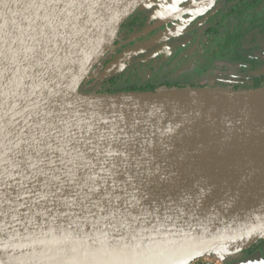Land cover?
I'll return each instance as SVG.
<instances>
[{
	"label": "water",
	"instance_id": "water-1",
	"mask_svg": "<svg viewBox=\"0 0 264 264\" xmlns=\"http://www.w3.org/2000/svg\"><path fill=\"white\" fill-rule=\"evenodd\" d=\"M38 1L0 0V264L228 262L264 239V87L81 93L121 25L153 1L120 0L111 41L74 89L84 110L98 101L109 114L36 117L53 55L49 0Z\"/></svg>",
	"mask_w": 264,
	"mask_h": 264
},
{
	"label": "flooded vegetation",
	"instance_id": "flooded-vegetation-1",
	"mask_svg": "<svg viewBox=\"0 0 264 264\" xmlns=\"http://www.w3.org/2000/svg\"><path fill=\"white\" fill-rule=\"evenodd\" d=\"M196 1L193 0L194 3L192 4L183 1L176 6V12L196 6L200 10L198 14L182 13L183 15L180 14V17L171 19L169 23L164 25L159 24L169 17L168 13L163 14L162 18L142 17L134 14L130 17L129 23L127 22L120 27L117 33L118 39L114 43V45L120 44L116 47L119 48L117 53L122 49L132 48L134 44L138 43L148 42L150 45L145 46L146 50L143 53L125 63L126 68L117 75L118 82L134 80L138 83H144L153 81L154 84L161 86L171 82L186 85L199 82L205 85L212 84L223 87L250 81L253 76L264 77V46L254 40L258 34L264 32V0L241 1V8L244 9H240L241 11L237 16L225 20L223 23L220 12L225 13L227 3L231 1ZM246 2L255 7L252 8L254 9L252 13L250 10H248L249 13L244 12L248 9ZM218 11V14L215 13ZM150 18L152 20L149 22ZM171 26L174 27L172 33L164 37L161 36L164 32L169 33L168 28ZM244 29H248V31L244 32ZM225 30L230 32L235 30L237 34L247 35L243 48L250 54L245 56L255 59L257 64L253 66L248 62L222 64L221 59L219 60L213 57L210 52L205 51L212 34L220 35ZM154 38L158 40H156V44L153 43ZM158 49H160L156 52L158 55L150 59L152 57L151 52ZM212 68L213 70H211ZM242 258L236 254L230 257L228 262L238 261Z\"/></svg>",
	"mask_w": 264,
	"mask_h": 264
},
{
	"label": "bare ground",
	"instance_id": "bare-ground-1",
	"mask_svg": "<svg viewBox=\"0 0 264 264\" xmlns=\"http://www.w3.org/2000/svg\"><path fill=\"white\" fill-rule=\"evenodd\" d=\"M119 1L49 0L46 4L38 1V4L42 2L39 5L44 11L47 10L46 14L50 19V26L46 25L45 36L52 47L53 55L46 60L47 74L49 72L52 75L48 99H42L39 91L33 92V98L39 105L38 111L34 113L36 117L42 115L50 118L49 120L71 121L74 115L86 116L85 113L91 109L92 114H109V106L98 101L88 105L90 109L84 110V98L74 94V89L93 57L106 49L111 41L110 25L114 13L119 11L118 7H114ZM63 14L71 16L65 19ZM176 14L178 12L170 14L168 19L173 16L176 18ZM57 18L63 26L71 27L72 30H62L56 26L54 21ZM31 68L36 73L34 64H31Z\"/></svg>",
	"mask_w": 264,
	"mask_h": 264
},
{
	"label": "trees",
	"instance_id": "trees-1",
	"mask_svg": "<svg viewBox=\"0 0 264 264\" xmlns=\"http://www.w3.org/2000/svg\"><path fill=\"white\" fill-rule=\"evenodd\" d=\"M164 1H167V0H164ZM228 1H231V2L227 3L226 12L225 13L220 12V18H221L222 23L225 20L227 21V20H230V18L237 16L239 14V12L244 9L243 7L241 8L240 2L245 1V0H228ZM246 4H248V6L246 7L248 9L245 10L244 12L249 13L248 10H250L252 13L254 11V9H252V8H255V7L253 5H251L249 2H246ZM170 8H171V6H169V9ZM167 13L169 14L170 11H168ZM215 13L218 14L219 11L215 12ZM162 17L163 16H161V18ZM128 19H129V21H128ZM128 19L122 25H125L127 22L129 23L131 19H130V17ZM151 20L152 19L150 18L149 22ZM249 25H251V24L249 23ZM248 29H244V32H247ZM172 30H174L173 26H171V28H168L169 32H171ZM167 35H170V33L161 34V36H163V37L167 36ZM245 38H247V35H245L243 33L237 34V31H235V30H233L231 32L229 30H227V31L225 30V32H223V34H220V35L219 34H212V38L209 41V43L207 44V48L205 49V51L213 54V57L218 58L219 60L221 59L222 64L232 63V62L243 64L245 62H248L251 66H253L254 64H257L255 62V59L248 58L245 56L246 54H250V52L247 53L243 48V43L245 42ZM156 40L157 39H155L154 42ZM156 42H155V44H156ZM128 49H129V51H125V53H124L126 60L123 63L121 62L122 65H119V64L115 65L114 66L115 69H113L114 71H112L111 75H109L108 78L103 80V81H105L104 83H106L109 87H108V91L101 92V94L141 93V92H154V91L160 90V89H183V88H205V87H207V88H222V89H228V90L236 91V90H248V89H256V88L264 87V84H262V82L264 81L263 76H253L252 78H250V81H246L243 83L239 82V83H235L233 85L230 84V86H223V87L212 85V84L211 85L210 84L205 85V84H202L199 82H197L195 84H188V85L180 84L179 82H176V83L171 82V83H167L163 86H161L160 84H154L153 81H146L144 83H138V81H134V80H128V81H124V82L119 81L118 82L117 75L119 73H121L119 71L120 68L122 66H124L127 61L133 60L136 56L139 55V54H133L131 52L132 48H128ZM128 49H122L121 51L118 52V54H117V51H115V50L108 52V54H106L100 60V62L97 66L98 67L99 66L100 67L105 66L106 64L110 63L114 59L119 58L118 56L123 50H128ZM144 51H142V53ZM203 70H205V69H203ZM211 70H213V68ZM256 250L261 251V253L264 257V239L258 240L251 248L243 251L239 255L241 257H244L246 255L251 254L252 252H254Z\"/></svg>",
	"mask_w": 264,
	"mask_h": 264
},
{
	"label": "rangeland",
	"instance_id": "rangeland-1",
	"mask_svg": "<svg viewBox=\"0 0 264 264\" xmlns=\"http://www.w3.org/2000/svg\"><path fill=\"white\" fill-rule=\"evenodd\" d=\"M183 1H187L189 4L194 3L193 0H167V1H164V0H153V1L149 2V3H147L142 9L137 10L134 14L135 15H140L142 17L158 18L159 16L161 17L163 14L167 13L168 11H170V13H169V15H170V14L176 13V6L179 5L180 3H182ZM199 1H201V0H197L196 2H199ZM169 6H171L170 9H169ZM161 9H162V12H161ZM199 11H200L199 7H196V6L193 7V8L190 7L189 9H184V10L178 12V14H176L175 16H177V17L179 16L180 17L181 15H183L182 13H188V12H191L192 15L193 14H198ZM170 19H174V16L171 17ZM169 33L171 34L172 32H169ZM117 39H118V36H117ZM117 39L113 40L112 45L115 43V41ZM154 40H155V38H154ZM254 40L259 42L260 44H263V46H264V32L262 34H258ZM155 42H153V43H155ZM146 45H150V43L147 42V43H144V44H140V43L134 44V47H132V51L131 52L133 54H140V53H142V51L146 50L145 49ZM118 49L119 48H116L114 50L118 51ZM157 51H160V49L151 52L152 53L151 54L152 57L150 59H153L154 57H156L158 55V54H156ZM161 51H164V50L161 49ZM125 60H126L125 57H121V59L116 58L113 61H111L110 63H108V64H106L105 66H102V67H100V66L98 67L97 66L99 63L97 65H95L93 67L92 71H91L93 77L87 78L82 83V85L80 87V92L81 93L82 92L83 93H87V94H94V93L95 94H100L101 92L108 91V87L109 86L106 83H104L105 81H103V80H105L106 78L109 77V75H111L112 71H114L113 69H115L114 68L115 65H117V64L122 65L121 62L123 63ZM126 66L127 65L122 66L119 71L121 72L124 68H126Z\"/></svg>",
	"mask_w": 264,
	"mask_h": 264
},
{
	"label": "built area",
	"instance_id": "built-area-1",
	"mask_svg": "<svg viewBox=\"0 0 264 264\" xmlns=\"http://www.w3.org/2000/svg\"><path fill=\"white\" fill-rule=\"evenodd\" d=\"M226 263L227 262H225L223 259L219 257L208 255V256L195 258L190 262H188L187 264H226Z\"/></svg>",
	"mask_w": 264,
	"mask_h": 264
}]
</instances>
